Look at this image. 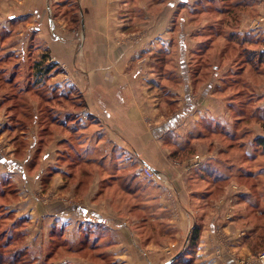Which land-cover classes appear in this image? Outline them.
I'll use <instances>...</instances> for the list:
<instances>
[{"label": "crops", "instance_id": "obj_1", "mask_svg": "<svg viewBox=\"0 0 264 264\" xmlns=\"http://www.w3.org/2000/svg\"><path fill=\"white\" fill-rule=\"evenodd\" d=\"M162 1L164 3L166 0ZM12 2L14 5L9 8L5 3L0 6V46L8 39L15 25L27 21V31L33 34L32 37L37 33V42L45 44L48 62L64 71L62 90H75L83 96L86 106L79 116L82 119L93 116L100 122L105 137L98 143V148L104 154H109L114 147L121 150L125 155L120 166L130 164L124 166L130 175L135 173L139 176L145 165L157 176L156 180H149L151 183L142 187L143 203L133 199L135 212L144 215L141 217L139 214L129 215V210L125 212L127 209L120 210V204L128 206L122 202L119 187L104 183L102 189L101 178L96 172L81 192L77 191L75 182L64 179L65 168L57 162L58 152L63 149L60 143L63 136H57L50 143L38 161L36 172L27 165L26 161L30 160H27V155L21 159L0 156V165L4 167L0 168V172L8 173L5 176L0 174V182L8 179L17 184L18 180L12 178L14 175L22 181L37 176L36 190L42 194L43 179H49L46 193L43 194L49 197V201L44 200L39 204H29L27 199L23 201V190H19L18 183L17 199L9 204L15 219L12 223L24 219L22 226L27 223L28 228L33 219L37 221V254L41 256V249L47 248L51 242L65 241L69 247H74L79 243L83 230H91L100 235L99 252L109 257L104 264H166L172 259L170 264H237L257 255L256 242L260 241L264 197L255 198L249 190L240 187L230 206L212 198V192H193L189 185L191 180L202 186V181L195 177L198 171L204 169L200 168L202 163L206 162L212 169H222L217 154H230L231 149L210 141V157L207 161L202 159L198 167L188 168L192 175L189 180L184 174L187 170L185 167H173L168 160L171 151L168 145L173 140L170 138L173 133L165 129L170 122H156L157 117L153 112L155 104L147 102L148 91L158 89L160 84L156 73L149 69L156 52V49L153 52V45L158 41L164 42L166 32L163 35L164 24L158 15L161 27L157 25L147 33L153 16L148 12L147 0H75L78 14L75 28L70 26L69 21L67 24L61 19H53V14L51 16V10L53 12L56 2L61 0L55 3L53 0ZM255 5L252 7L255 13L244 16L236 31L240 34L259 33L258 37L264 44V0H256ZM169 6V3L162 6V13L169 10ZM138 8L142 11V20L137 22ZM35 24L37 32L33 29ZM155 30L156 36L151 38ZM18 38L14 45L9 46L10 51L18 53L19 45L22 44L24 48L30 41V37L24 41ZM260 50H264V45ZM208 90L205 91L209 95L207 99H214L213 90L209 87ZM211 104H215V108L209 107ZM211 104L204 108L201 118L207 117L211 124H220L231 130L233 121L229 113L225 117L221 104ZM206 110H212L211 117ZM245 139L240 140L246 141L245 146L242 143L240 147H244V153L251 156L253 146ZM134 163L136 167L131 165ZM51 169L57 173L49 177ZM228 185L225 190L232 182ZM215 187L211 184L209 190ZM62 196H68L69 201H63ZM139 206L146 210L139 209ZM66 222H71L70 230ZM195 225L201 228L199 239L196 246L190 247L188 240ZM153 228L156 229L153 231ZM69 231L72 232V240L68 237ZM29 237V232H26L25 242ZM30 246L33 245L28 246L31 251ZM46 255L47 252L42 255L43 258ZM51 258L57 257L52 255ZM71 260L66 257L50 263L69 264Z\"/></svg>", "mask_w": 264, "mask_h": 264}, {"label": "rangeland", "instance_id": "obj_2", "mask_svg": "<svg viewBox=\"0 0 264 264\" xmlns=\"http://www.w3.org/2000/svg\"><path fill=\"white\" fill-rule=\"evenodd\" d=\"M6 6V8H9L11 5H14L12 1L14 0H0ZM57 0H53V3H55ZM169 1V2H168ZM188 3L181 5L178 1L174 0H166L164 3L162 0H147L148 2V12L151 13L152 21L149 22V30L153 31L155 27L158 25L157 17H162L161 23L164 24V35L166 39H164V42L158 41L153 45V52L156 49V52L153 56V61L151 62V68L156 73V76H162V79H160V84L158 86V89H151V91H148V104L153 103L154 107V113L156 114L155 121L158 122L159 120H167V122H170L171 127L167 126L165 129L166 131H170L173 133V137H170L172 140L170 146L168 145V148H170V153L173 149H175L173 146L174 143L177 144H183L189 137H194V135H197L198 132H202V134H208L207 138L205 140L195 142L194 147L196 149V153L186 160H178V159H169L168 160L172 163L173 167H187L186 173H184L188 180L192 176L188 168H191L190 164L193 159L196 157H199L200 159H204L207 161V159L210 157L212 149H209L210 141H215L219 146L223 148H228L229 146H233L231 148L230 154H226L225 152H220L217 155L225 161H228L230 164L234 165H244L250 168V170H256L258 169V166L254 165L257 162L254 161H248L242 156V151L239 148V141H230L225 136L221 134H209V129H211L209 126H205L204 119L201 118L203 115L204 108L211 104L212 102H218V104L222 105L224 107L223 115L229 117L230 120L236 122L235 120L238 118H243L244 121L242 124H238L234 126L233 134L240 136L241 134H244L243 138H246L245 140H251L259 135H264L263 128L264 123L260 121V119H253L250 116L256 108L264 109V67L263 72H256L252 69L248 68L247 66L243 67V71L241 74L238 75H232L236 70V65L240 61L244 60L245 57H250L252 60H256L257 56L253 55V52L248 51L252 50L253 46L256 44L248 45L247 47L250 49H245L243 54L238 55L237 52H242L240 47L235 46L234 44L227 45L229 46L230 51L232 52V49L235 50L234 56L229 57L228 51L224 52V56L221 57V59L218 56H215L216 60H208L206 65L203 61L201 62V66L197 65V61L200 60L199 56L193 54L195 48L197 47L199 38L195 37V33L199 30L198 28L202 27L203 25L207 24V22L211 21L209 17H205L204 20H196L193 16L192 9H193V2L195 0H186ZM63 2V3H62ZM135 2V1H134ZM55 9H53V12L51 10V16L54 15L53 19L56 20H63L68 24V20L70 21V18L74 16L77 13V5L75 3V0H61V2H56ZM163 3V4H162ZM167 3H169V10L163 11L162 13V6H165ZM256 6V5H255ZM12 8V7H11ZM161 8V9H160ZM153 10V11H152ZM161 11V12H160ZM255 10L252 9L251 12L243 13L244 15H240V19L237 24L241 21V19L244 16H252L255 12ZM76 16V15H75ZM137 22L141 21L142 17V11L140 8L137 9ZM259 20V19H258ZM149 21V20H148ZM158 23V24H157ZM27 21L25 24H18L15 25L9 34L8 39L4 41V43L1 45L3 49H0V56L6 55L10 51V45H14L16 43V39L18 40L21 37V40L24 41L25 38L28 39L30 37V32L27 31ZM161 27V26H159ZM60 28V27H59ZM33 29L37 32V25L35 24L33 26ZM159 29V28H158ZM157 29V30H158ZM166 29V31H165ZM225 29V28H224ZM55 30V29H54ZM59 30H62L61 28ZM153 32L154 37L156 36V31ZM160 30V29H159ZM64 31V30H63ZM161 31V30H160ZM159 31V32H160ZM163 31V29H162ZM259 32V31H258ZM1 34H6V32H1ZM160 33H158L159 35ZM237 38L241 39L244 38L247 42L251 44L257 42H261V37H258L259 33H252V34H240L237 32ZM24 36V37H23ZM261 36V33H260ZM160 37V36H159ZM260 38V39H259ZM35 43L37 46L44 51L43 49L46 48L45 44L41 41L37 42V33H35L34 36ZM225 42V40H222ZM221 42V41H220ZM25 44H27L25 42ZM183 44L184 46H182ZM226 44V43H223ZM22 44L19 45L17 56H20L18 54H22L21 50L26 49L28 45H26L24 48L21 47ZM158 46V47H157ZM219 47V46H218ZM1 48V47H0ZM255 50L260 49L258 48V45L254 47ZM159 50V51H158ZM20 51V53H19ZM14 53H10L9 57L4 59L3 62L0 63V156L9 158V156H15L17 158H23L24 155H27V165H29L30 169L32 171L37 170V164L38 161L41 159V155L44 154L47 148L49 147L51 142H54L57 139V136H63L65 137L64 133L61 135V132L53 131L55 129L54 126L50 125L49 123V112H40L39 109H36L35 107L38 106L39 98L37 96V92L32 91V85L30 79V82L28 84L29 78H21V76H17L15 78V81L12 83H9V79L7 78L8 74H11L13 72V67L16 63H18L19 60H17L16 55ZM42 52H37L33 54L32 58L37 60L40 58V55ZM238 57L237 61L233 58ZM158 59V61H157ZM184 59V60H183ZM197 60V61H196ZM213 60V61H212ZM29 61H32V59H29V56H26L25 63H28ZM215 61V62H214ZM146 62V61H145ZM184 62V63H183ZM189 62L188 67L186 68L185 63ZM214 62V63H213ZM159 63V65L157 64ZM197 63V64H196ZM51 64V63H50ZM148 65V62H147ZM51 72H50V78L48 81V84L50 86V89L55 90V94H58L57 98H65V100H60V105L65 109H72L73 107H81L77 109H83L82 101L83 97L79 94L78 91L68 89L67 92L63 91L61 88L62 81H63V72L60 68H57L55 65L51 64ZM259 66V69L262 68L261 65ZM207 67V68H206ZM22 71L25 72L23 74H26V70L29 68V66L23 63L22 64ZM148 70V68H147ZM215 70V72H214ZM229 71L230 73H225L226 71ZM21 71V73H22ZM167 72L170 75L173 76V78L177 77V80H171L168 76H166ZM5 76V77H4ZM157 76V77H158ZM236 79V80H235ZM24 83H23V81ZM235 81V82H234ZM18 86H17V84ZM11 84H16L15 89L21 87H28L31 88L30 92H28L25 95V98L20 97L22 99H16L13 100L11 97L15 94L14 88L11 86ZM163 86V87H162ZM222 86V87H220ZM211 88L213 92L214 99H207L208 94L206 95L205 91ZM222 90L219 92V90ZM35 92V93H33ZM39 93V92H38ZM19 98V97H16ZM62 98V99H63ZM212 100V101H211ZM234 101V107L244 109V116H239L238 114H234V109L232 110V114L229 112L230 110V104ZM11 104H18L16 110L13 112H10L8 109ZM23 104V105H22ZM243 104L244 107L242 106ZM39 107V106H38ZM209 107L215 108V104H211ZM62 108V109H63ZM235 108V110L237 109ZM208 110H206L207 112ZM211 111H208V115L211 117ZM231 111V110H230ZM38 114V115H37ZM206 116V113H205ZM253 116H256L254 114ZM155 118V117H154ZM209 120V118L205 117ZM79 122L82 124L88 123L90 120L89 118L85 117L82 119L81 116H78ZM199 119V120H198ZM194 122H196V125L194 126ZM20 124V125H19ZM76 125H79L78 123H75ZM183 125L179 128L180 125ZM18 125V126H17ZM262 125V126H261ZM17 126V127H16ZM177 130V131H176ZM179 130V131H178ZM246 142V141H244ZM202 147V148H201ZM40 151V152H39ZM53 155V152H52ZM46 156V155H45ZM46 158V157H44ZM43 160H46L44 159ZM262 161L259 159V162ZM25 162V164H26ZM237 163V164H236ZM206 164V165H205ZM3 165V164H2ZM0 165V168L3 169L4 167ZM209 164L202 163V167L205 168ZM237 165V166H238ZM240 165V166H241ZM28 167V168H29ZM240 168V167H239ZM9 168L8 170H10ZM16 169V168H15ZM151 171V170H150ZM36 172V171H35ZM151 173L154 176V179H157V176L155 172L151 171ZM1 176H5L8 173L5 171L0 172ZM14 175V174H13ZM140 178L144 179L143 176H139ZM12 178L17 179V184L20 183L18 186L19 190H23V201L26 199L30 203H40L44 200L49 201V197H44L43 194L46 193V190L41 193H37V179H39L37 176L35 178L29 177L25 180H20L19 177L16 175L12 176ZM264 176L260 175L255 180L252 179H232V185L229 187L228 190H225L228 185L227 184H220L213 188L214 192L212 193V198L216 199L219 203H228L230 206H232L233 200L236 196V194L239 191L240 187L245 188L246 190H249L252 194L255 195V193L262 187H264ZM66 180V178H64ZM11 181V180H10ZM189 185L191 186V190L194 192H203L206 190V184H202V186L199 187L198 184L194 183V181L189 180ZM13 183V181H11ZM14 184V183H13ZM17 184H14L15 188L17 189ZM27 186V187H26ZM27 189V190H26ZM60 189V188H59ZM28 190H30L28 192ZM190 190V191H191ZM212 190V191H213ZM227 193V194H226ZM69 197L71 196L70 193H68ZM9 195V194H8ZM5 195L4 198L0 197V206H4V209L11 212V207L9 204H12L11 202L16 198L12 197V195ZM68 196H62L63 201H69ZM256 197H262L260 195L254 196ZM125 203L128 207L131 203V209L135 210L136 208L133 206V200L131 201L129 199H124L122 201ZM8 205V206H7ZM124 205V204H123ZM120 204L118 207L120 210L125 211L124 209H127L125 212L129 210L128 207L125 205L123 206ZM231 209V207L229 208ZM136 213V214H135ZM1 214V212H0ZM130 214H134L137 216L139 214L141 217H144L142 213L133 212L130 211ZM13 215V212H12ZM14 216H12V223L14 221ZM24 220V219H22ZM69 224L71 222H66V225H68L67 229L70 230ZM23 230L25 232H29L30 237L28 238V241H26V245L29 246V244H32L31 247V255L27 256L25 259L31 260L32 264H43V258L42 255L47 254L49 255L51 251L54 248V244L51 243L47 248L41 249L40 255L37 254V249H39V246L37 248V221L33 219V222L29 224L27 228V223H25L23 226ZM153 228L152 230L154 231ZM68 237L70 240L73 239L72 232L69 231ZM34 238V239H33ZM47 240L44 241L46 243ZM29 244H28V243ZM88 252L87 255H83L81 253ZM264 252L261 251L257 255H254L253 257L248 258L243 262L246 264H259V257ZM35 253V254H34ZM53 257L55 258H48L49 262H58L59 260H62V258H71L72 262L69 264H99V261L94 257V255L90 251H84V252H78L75 250H71V248L68 247V249L65 248H59L57 250H54ZM61 262L60 264H62ZM262 264V263H260Z\"/></svg>", "mask_w": 264, "mask_h": 264}, {"label": "trees", "instance_id": "obj_3", "mask_svg": "<svg viewBox=\"0 0 264 264\" xmlns=\"http://www.w3.org/2000/svg\"><path fill=\"white\" fill-rule=\"evenodd\" d=\"M176 1H178L181 5L188 3V1L186 0ZM255 3L256 0H196L193 2V9L191 13L194 16L195 21L200 20L201 22V20H204L205 17H209L211 20L207 22V24L198 28L199 30L195 33V37L199 38L197 47L193 52V54L199 56L200 58V60H196L198 63H196L197 65L201 66V62L203 61L205 64H203L202 66H207L206 63L208 60H211V58L213 60H216L215 56H218L221 59V57L224 56V52H226V50L228 51V56L233 57L235 50L232 49L231 52L229 46H227L231 43L241 48L242 52H237L238 55H241L245 51L250 49L247 47L249 44L252 46L256 44L255 46L258 45V48H261L262 45H264L263 42L259 43L256 41V43L251 44L253 41L249 43L244 40V38H237L238 34L236 29L241 13L251 12L252 7H254ZM75 15L70 18V21L68 20L70 26H73L74 28L77 27L78 24V14L76 13ZM32 35L33 34L30 35L28 47L21 50L22 54H18L20 56H17V54H15L14 52H9L6 55L0 56V63L3 62L4 59L8 58L10 53H14L16 55V58L19 61L13 67V72L7 75V78L10 81L9 83L14 82L17 76H21L22 79L29 78L28 84L30 82V79H32V91L37 92L36 94L39 98V107L37 106L35 108L39 109L40 112H49V123H51L50 125L55 127L52 132H61V135H63L64 132L66 133V135L64 133L65 137L60 142L61 145H63V149L58 152L57 158L58 165L65 168L66 172H63L65 178L67 180L69 179L70 181L75 182L77 184V191L81 192L86 187V185L92 181L94 173L96 172L97 175L101 178L102 189L104 188V183L114 184L119 187L118 191L121 193L122 201L124 199H137L139 203H143L144 201L142 200H144L145 197L141 189L148 183L150 184L151 181L146 179L144 176V179H139L138 177L142 175L137 176V174L135 173H132L130 175L129 172L124 168V166H128L130 164L124 165L123 167L120 166V163L124 160L123 156L125 155L121 150H118L114 147L109 154H104L103 151L98 148V143L104 140L105 135L102 132L100 122L95 117H89L90 121L88 123L82 124L79 122L78 116L83 109H77L81 107L76 106V108L73 107L72 109L65 110L60 105L59 101L65 100L66 97H62L63 99L57 98L58 94H55V90L50 89V86L48 84L49 78L51 77L50 72L52 68L51 64L48 62L49 54L47 50L43 49L44 51H42L37 46ZM222 40H225V42H223ZM181 45L184 46L183 44ZM255 46H253L252 50L248 51L253 52V55L257 56L256 60L254 61L250 57H245L244 60L237 63L236 70L232 75L241 74V72L243 71V67L245 66L252 69L253 71L263 72L262 69L264 67V50H255ZM0 49H3V47H1ZM40 51L42 52L40 58L38 60L37 58L33 59L32 55ZM26 56H29V59H32V61L25 63ZM237 58L238 57L233 58V61L234 59L237 61ZM23 63L25 64V67L26 65L29 66V68L26 70V74H23L25 72L22 71ZM188 63L189 62L184 64L186 65V68L189 65ZM157 64L159 65V63ZM257 65H261L262 68L259 69V66ZM169 73L172 72H167L166 76L169 75V78L171 80L178 79L177 77L173 78V76ZM225 73L228 74L230 72L227 70ZM262 74H264V72ZM160 79H162L161 75L158 76V82H160ZM16 84H11V86L13 85V90H15V94L11 97V99H22L20 97H22L23 95V98H25V95L30 92L31 88L19 86V88L15 89ZM218 90L219 92L222 91L220 89ZM234 105L235 104L233 101V103L229 105L231 110H229V112L232 114V110L234 109V114H238V117L242 115L244 116L245 110L234 107ZM244 105L245 104H243L242 106L244 107ZM18 106V104H11L8 109L10 110V112H13L17 109ZM82 106L83 108L86 106L84 99L82 101ZM235 108L237 109L235 110ZM254 114H256V116H253ZM247 117L258 120L260 119V121L264 123V109H260L257 107L256 110H254V112ZM235 121L236 122H232L231 130H228L226 127L220 124H211V122H208L207 119H204L205 124L203 125L209 126L211 128L209 129V134L211 135L222 133L221 135L225 136L231 142L235 140L240 142L244 134L237 136L232 132H235V125L243 123L244 117L238 118ZM75 123H78L79 125H76ZM171 125L172 124H170L169 126L171 127ZM207 135L208 134H202V132L200 131L197 133V135H194V137H189L185 142H183V144L174 143L173 146H175V149H173L172 152L169 153L168 158L186 160L187 158L192 157L196 153L194 143L196 141L199 142L205 140L207 138ZM242 143H244L243 146H245L246 142L244 141H241L239 146H241ZM251 145L253 146V152L251 156H247L244 153V147L239 148L242 151V156L246 160L254 162L258 161L256 164H254L258 166V169L250 170V168L247 166L241 164L238 165L237 163L236 164L238 166L230 164L228 163V161L222 160L220 158L218 163L222 165V169H212L211 166H207V168L198 171V173L195 175L197 179L202 181L203 185L206 184V190L203 191V194L214 192L213 189V191L209 190L211 184L218 186L220 184H227L231 181V179L255 180L260 175L264 176V135H259L255 137L253 141L251 140ZM231 148H233L232 145L227 149L229 150ZM259 159H261L262 161L259 162ZM131 165L133 167L137 166L136 163ZM49 172V177L54 173H57V171H53L52 169L49 170ZM48 182L49 179L45 177L43 179V190H45L48 186ZM8 194L14 197V195L16 194V188L10 180L4 179L0 182V197L4 198V196ZM258 195L264 197V187L260 188L255 193V196ZM139 209L146 210V208L143 206H139ZM130 211L135 212L136 210H133L131 209V207H129L128 212L130 213ZM0 212V264H32L31 260L25 259L27 256L31 255V251L25 243L26 232L22 228V220H18L17 222L15 221L14 223L10 224L13 216L12 212H9L7 209L5 210L4 206H0ZM260 219L262 220V223L259 228L260 241L256 242L257 253L264 250V214H262V217H260ZM200 230L201 228L198 225H195L191 229L188 240V244L190 247L196 246L199 239ZM99 238L100 235L98 233H95V231L83 230L79 243L74 247H69L65 241H58V243L51 242L55 246L51 253L49 255H46L45 259L42 262L43 264H51L48 258H51L54 250H57L58 247L65 249H68L69 247L72 251H90L99 262L105 263V261H107L109 257L99 252L98 248L101 247ZM81 254L87 255L88 252Z\"/></svg>", "mask_w": 264, "mask_h": 264}, {"label": "built area", "instance_id": "obj_4", "mask_svg": "<svg viewBox=\"0 0 264 264\" xmlns=\"http://www.w3.org/2000/svg\"><path fill=\"white\" fill-rule=\"evenodd\" d=\"M201 161H202V159H200L199 157H196L195 159L192 160L190 166H191V167H194V168H195V167H198V166L201 164ZM186 169H187V167H186ZM150 170H151V168H149V167L143 165L142 169H141L140 172H139V175L144 176V177H145L146 179H148V180H152V179H154V176H153V174L151 173V171H153V170H151V171H150ZM258 257H259V259H258L259 264H260V263L264 264V252H263L262 255H260V256H258ZM237 264H246V263H243V262H237Z\"/></svg>", "mask_w": 264, "mask_h": 264}, {"label": "water", "instance_id": "obj_5", "mask_svg": "<svg viewBox=\"0 0 264 264\" xmlns=\"http://www.w3.org/2000/svg\"><path fill=\"white\" fill-rule=\"evenodd\" d=\"M173 260H174V259H172V260L168 261L166 264H170V263H171Z\"/></svg>", "mask_w": 264, "mask_h": 264}]
</instances>
